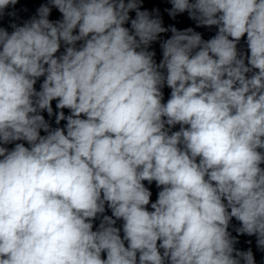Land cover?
Listing matches in <instances>:
<instances>
[{"label":"clouds","instance_id":"1","mask_svg":"<svg viewBox=\"0 0 264 264\" xmlns=\"http://www.w3.org/2000/svg\"><path fill=\"white\" fill-rule=\"evenodd\" d=\"M147 2L0 0V264H264V0Z\"/></svg>","mask_w":264,"mask_h":264}]
</instances>
